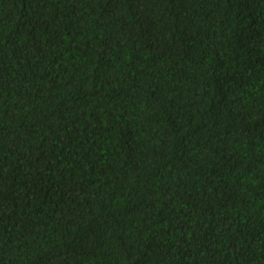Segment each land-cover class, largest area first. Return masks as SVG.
I'll use <instances>...</instances> for the list:
<instances>
[{
	"label": "trees",
	"instance_id": "obj_1",
	"mask_svg": "<svg viewBox=\"0 0 264 264\" xmlns=\"http://www.w3.org/2000/svg\"><path fill=\"white\" fill-rule=\"evenodd\" d=\"M0 264H264V0H0Z\"/></svg>",
	"mask_w": 264,
	"mask_h": 264
}]
</instances>
